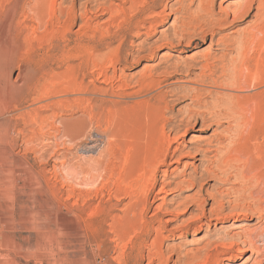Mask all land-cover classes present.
<instances>
[{
	"label": "rangeland",
	"instance_id": "1",
	"mask_svg": "<svg viewBox=\"0 0 264 264\" xmlns=\"http://www.w3.org/2000/svg\"><path fill=\"white\" fill-rule=\"evenodd\" d=\"M245 1L0 0V264H198L224 237L264 225L217 210L230 185L199 178L218 161L206 149L235 127L216 116L239 90L216 86L239 58L223 44L254 28L256 5L244 22L219 19ZM85 127L101 141L78 138Z\"/></svg>",
	"mask_w": 264,
	"mask_h": 264
},
{
	"label": "bare ground",
	"instance_id": "2",
	"mask_svg": "<svg viewBox=\"0 0 264 264\" xmlns=\"http://www.w3.org/2000/svg\"><path fill=\"white\" fill-rule=\"evenodd\" d=\"M160 4L163 5V7H164L162 10V12H163L166 8L165 6H167V5L163 4V3H160ZM198 5L200 6L201 12L204 11L203 13L205 14V9L204 8L202 9L203 2L198 4ZM254 5H256L255 8L257 10V13H256L257 20L255 22L254 28L249 33L242 36L238 40V42H236V43L234 42V45L233 44L227 45L228 44L227 42L225 44H223L224 45L223 49H225V50L232 49V48H229L232 46H234V48H236V49H239V55H238L239 58H238V60L236 59L237 61L236 60L232 61V62L230 61L231 67H232V70H231L232 73L231 72L222 73L224 77L228 78V81L225 80L226 81L225 84H223V82H224L223 81L222 83H219L216 86L222 87V88H223V86H225V88H229V89L231 88V89H234V91H237L236 89H239L238 91H240L243 88H245V89L251 88L253 90L255 89V91L252 94L249 93V94H244V95H241L242 93L240 94L238 91H237V93L234 92V94L232 92V95H230V97H228V100L226 102H223L220 104L218 103L220 108L217 109L216 116L219 119L222 118L224 120H227V122L229 121L228 122L229 123L228 129H226L227 132L231 129V126H232V124H230L231 122L235 123L234 124L235 127L233 126L234 127V129L232 128L233 132L231 131L232 135L229 134L231 137H229L227 139L228 142L225 145H222V143L219 142V140H218L217 143L209 145V146H211V148L206 149L207 152H212V151H215L216 153L219 152L218 161L213 166L206 168L204 173H202V175L199 178H200V180H202V179L209 178V177H215V178H217V180H218V178L221 179L222 184L230 185L223 192L221 191V193L214 196L213 204L216 206L217 210L222 211L226 208V206L231 207L232 209L227 213V215H231V216L236 215L237 217H239L240 215L247 214L249 211L252 214L256 215V219L258 222L264 223V89H262V90L257 89L256 90V88H260L261 86H264V0H246L243 4H237L233 8L226 9L223 12V14L221 13L222 16L219 19V22L227 24V26L224 24L226 27L233 26L238 22H244L249 17L251 10L254 7ZM181 10H183V9H181V8L178 9V12H181ZM175 12H177V10ZM208 16H210V15L208 14ZM230 16H231V19L229 20ZM224 25H222V26L220 25V26L223 27ZM220 26H218V27H220ZM210 34L213 37L216 34V31L211 32ZM222 42L224 43L225 41H222ZM218 43H216L217 46H218ZM221 47H222V45H221ZM118 51H119V48L114 50L113 53L117 55ZM102 56L104 57V55H102ZM200 63H201V61H200ZM211 64H212V62L209 61L208 58L206 59V62H204V68L207 69L208 75H212V73H213V70L210 68ZM208 75H206V76H208ZM224 79H226V78H224ZM214 83H216V81ZM54 88H55V86H54ZM193 88H192V90H193ZM79 89H80V87H79ZM85 93L87 94V91ZM160 93H162V96L164 97L163 103L161 101V105H160V109L162 110V108H167V103L165 101L166 93H164V92H160ZM57 97H59V96L57 95ZM53 99H54V97H53ZM57 99L58 98H56V100ZM88 99H87V101H88ZM76 100H77V98H76ZM219 101H220V99H219ZM219 101H217V102H219ZM46 102H50V101H46ZM5 104H6L5 99L3 98V95H1V93H0V106L5 107ZM80 105H81V103H80ZM83 105H84V103H83ZM89 105H91V104H89ZM84 106H86V105H84ZM1 108L2 107H0V109ZM217 108H218V106H217ZM158 109H159V106H158ZM70 110H71V108H70ZM156 111H158V110H156ZM83 113H85V111H83ZM155 114L154 115L157 116V113H155ZM161 115L162 114L160 113V116L159 115L158 116L161 117ZM190 116H192V115H190ZM163 119H164V117H163ZM89 121H90L89 119H85L84 125H86ZM153 121H155V120H153ZM196 121H198V120H196ZM163 122H165V119ZM157 123H158V121H157ZM195 124H196V122L195 123L193 122V124H192L191 121H189L183 132L185 133L190 127L194 126ZM1 126H3V125H0V131L4 128L3 127L1 129ZM207 126H210V125H207ZM61 129H62V127H61ZM6 130L7 129H5V131ZM63 131L65 132V130H63ZM184 133H182V134H184ZM77 134H78L77 135L78 138L80 137V138H85L87 140L89 139V141L91 140V142H94V144L101 141L100 139L102 137V135H100L97 132H95V134L98 135L97 136L98 138L92 137V134L90 133V131H88L86 129V127L81 131V133H77ZM161 134H162V137L160 138V140L162 139L161 141H163V142L164 141L166 142V140H167V142H169V138L166 135V133L163 131V129L161 131ZM1 137H2V135H1ZM174 137H173L174 140L178 138V137L176 138V136H174ZM84 143H87V142L85 141ZM108 143H109V141H108ZM156 145H155L156 149L154 148L152 150V151H154V154L157 153L156 150L159 151L160 146L158 147V145H160V142L157 146ZM168 147H167V149H168ZM87 148H89V147H87ZM91 149H93V148H91ZM219 149H221V150H219ZM220 151H221V154H220ZM149 154H152V153H149ZM151 157H152V155H151ZM153 158L154 157H152V159ZM147 193H148V191H147ZM201 202H203V200H201ZM204 214H205V210L203 208L202 216H204ZM92 215H95V213ZM64 225H65V217L62 216V218H60V226L63 227ZM227 238L224 237L222 242L218 245L219 249L215 248L212 251L206 252L204 257H202L201 260L199 259L200 261L198 262V264H218V263L224 264L222 262V260H221V262L219 261L220 255L228 256L226 258L230 259V258L236 256V254L246 253L248 251L251 252V255L255 254L256 258H258L254 264H264V246L259 247L257 245V243L261 240H262V242H264V225L260 228L244 231L237 238H234V239L233 238L227 239ZM192 243L193 242L187 241L186 245H189Z\"/></svg>",
	"mask_w": 264,
	"mask_h": 264
}]
</instances>
